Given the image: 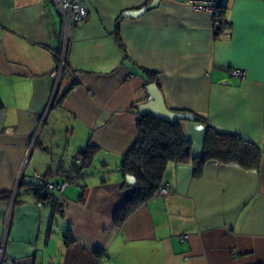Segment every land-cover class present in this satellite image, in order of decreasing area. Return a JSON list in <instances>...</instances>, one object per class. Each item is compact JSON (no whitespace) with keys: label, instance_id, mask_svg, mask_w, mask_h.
I'll use <instances>...</instances> for the list:
<instances>
[{"label":"crops","instance_id":"1","mask_svg":"<svg viewBox=\"0 0 264 264\" xmlns=\"http://www.w3.org/2000/svg\"><path fill=\"white\" fill-rule=\"evenodd\" d=\"M83 2L65 36L52 0H0L1 264H264V0H224L217 31L188 0L122 20L150 0ZM151 84L169 110L205 120L178 122L192 157L210 126L259 161L169 162L168 193L120 221L137 196L121 165ZM33 175L72 182L43 198Z\"/></svg>","mask_w":264,"mask_h":264},{"label":"trees","instance_id":"2","mask_svg":"<svg viewBox=\"0 0 264 264\" xmlns=\"http://www.w3.org/2000/svg\"><path fill=\"white\" fill-rule=\"evenodd\" d=\"M221 19L222 15L216 31L223 27ZM118 43L122 46L119 38ZM194 120L205 123L201 116L195 115ZM137 129L138 140L124 157L121 165L124 176L131 175L135 178L137 196L132 206H126L118 213L120 221H123L139 202L155 194L162 183L164 170L169 162L185 163L192 158L195 170L198 172L200 166L210 160L225 164H238L243 167L256 166L259 161L260 151L256 146L231 134L220 133L210 126L206 127L203 151L199 157H192L190 142L186 140L178 122L168 124L150 116H144L138 119ZM93 151V146L88 145L79 155L85 161ZM35 190L40 197L45 198L47 194L49 195L41 189ZM64 240L65 244L71 241L68 232L64 234Z\"/></svg>","mask_w":264,"mask_h":264},{"label":"built area","instance_id":"3","mask_svg":"<svg viewBox=\"0 0 264 264\" xmlns=\"http://www.w3.org/2000/svg\"><path fill=\"white\" fill-rule=\"evenodd\" d=\"M223 1L224 0H188V4L196 11H206L211 13L214 16L216 26H219L220 17L223 13L224 7ZM52 4L62 18L65 36H67L73 28L81 27L86 20L87 9L82 0H52ZM229 73L232 77L245 80V72L241 70L233 69L230 70ZM28 182H34L38 188L46 193L59 195L70 186L68 180L58 182L54 179H48L38 175L30 177ZM168 190L169 184L163 183L157 188L155 195L165 196L168 193ZM185 240L186 237L184 236L178 238L179 243H183Z\"/></svg>","mask_w":264,"mask_h":264},{"label":"water","instance_id":"4","mask_svg":"<svg viewBox=\"0 0 264 264\" xmlns=\"http://www.w3.org/2000/svg\"><path fill=\"white\" fill-rule=\"evenodd\" d=\"M162 0H150V3L141 9L135 11H126L121 14L119 20L124 18L138 19L142 17L148 10L155 9L159 6ZM148 100L137 106L140 118L150 116L158 121L174 124L185 120H194V116L189 113H177L169 110L164 102V98L155 84H151L146 88ZM125 183L128 187L136 186V180L133 176H125ZM34 186L35 183L33 182Z\"/></svg>","mask_w":264,"mask_h":264},{"label":"bare ground","instance_id":"5","mask_svg":"<svg viewBox=\"0 0 264 264\" xmlns=\"http://www.w3.org/2000/svg\"><path fill=\"white\" fill-rule=\"evenodd\" d=\"M82 2H83V0H82ZM83 4L85 5V3H84V2H83ZM85 7H86V5H85ZM86 9H87V7H86ZM87 16H88V10H87V15H86V18H87ZM86 18H85V19H86ZM83 23H84V22H83ZM82 25H83V24H82ZM82 25H81V26H82Z\"/></svg>","mask_w":264,"mask_h":264},{"label":"rangeland","instance_id":"6","mask_svg":"<svg viewBox=\"0 0 264 264\" xmlns=\"http://www.w3.org/2000/svg\"><path fill=\"white\" fill-rule=\"evenodd\" d=\"M240 80V79H239ZM30 184H32L33 182H29ZM35 186V185H34Z\"/></svg>","mask_w":264,"mask_h":264},{"label":"clouds","instance_id":"7","mask_svg":"<svg viewBox=\"0 0 264 264\" xmlns=\"http://www.w3.org/2000/svg\"><path fill=\"white\" fill-rule=\"evenodd\" d=\"M36 186V185H35ZM38 189H40V188H38Z\"/></svg>","mask_w":264,"mask_h":264}]
</instances>
